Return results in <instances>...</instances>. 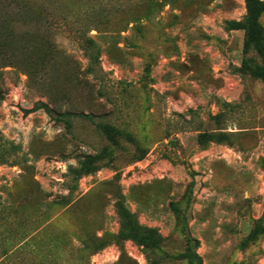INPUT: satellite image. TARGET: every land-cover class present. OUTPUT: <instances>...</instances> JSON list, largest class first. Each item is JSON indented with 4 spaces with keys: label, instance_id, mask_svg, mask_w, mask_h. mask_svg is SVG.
Returning <instances> with one entry per match:
<instances>
[{
    "label": "rangeland",
    "instance_id": "rangeland-1",
    "mask_svg": "<svg viewBox=\"0 0 264 264\" xmlns=\"http://www.w3.org/2000/svg\"><path fill=\"white\" fill-rule=\"evenodd\" d=\"M245 15L0 0V264H264V55L230 29Z\"/></svg>",
    "mask_w": 264,
    "mask_h": 264
},
{
    "label": "trees",
    "instance_id": "trees-1",
    "mask_svg": "<svg viewBox=\"0 0 264 264\" xmlns=\"http://www.w3.org/2000/svg\"><path fill=\"white\" fill-rule=\"evenodd\" d=\"M245 3V19L243 21V24L239 23H232L230 24V29L233 30H239L244 29L245 30V42H244V52H246L249 49H254L259 55L263 56V46H262V39H263V29L259 23V18L262 14H264V2L260 0H244ZM134 20L129 19L127 20L128 23L133 22ZM252 74L259 78L264 79V69L263 68H257L253 70ZM38 109L44 110L46 113H50V110L47 108H41L37 107L32 109L31 111H36ZM99 129L102 131V133L109 139L110 141L114 142V137L118 135V132L116 129L108 126L99 124ZM220 141V138L216 136H210L208 134H202L198 137L199 142H207V141ZM94 163L95 158L94 157H87L83 162H81L79 169L73 171V179L77 180L82 175L89 174L94 170ZM127 216V215H126ZM130 223V222H129ZM130 234L132 237H136L137 239L143 240L142 234H140L138 228H135L133 226H130ZM146 241L148 245L155 243V238L153 236L152 231H147L146 235L144 237V240ZM185 258L189 259L190 264L191 262V254L189 253V250L184 255Z\"/></svg>",
    "mask_w": 264,
    "mask_h": 264
}]
</instances>
